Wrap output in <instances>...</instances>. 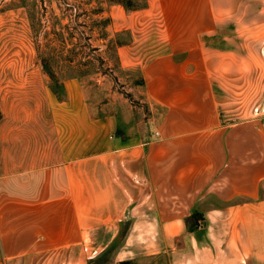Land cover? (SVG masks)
<instances>
[{"label": "crops", "instance_id": "0c3cea01", "mask_svg": "<svg viewBox=\"0 0 264 264\" xmlns=\"http://www.w3.org/2000/svg\"><path fill=\"white\" fill-rule=\"evenodd\" d=\"M170 51L143 66L148 117L65 82L51 149L0 177V264H264V128L225 125L201 61Z\"/></svg>", "mask_w": 264, "mask_h": 264}, {"label": "rangeland", "instance_id": "374dc122", "mask_svg": "<svg viewBox=\"0 0 264 264\" xmlns=\"http://www.w3.org/2000/svg\"><path fill=\"white\" fill-rule=\"evenodd\" d=\"M147 7L0 0V177L17 171L20 157L51 149L54 113L72 109L60 104L65 82L76 80L94 114L109 101V110L150 116L143 66L175 47L201 61L198 75L210 82L225 125L264 128V0H149ZM259 188L264 199V181ZM67 255L44 264H69Z\"/></svg>", "mask_w": 264, "mask_h": 264}, {"label": "trees", "instance_id": "16d2710c", "mask_svg": "<svg viewBox=\"0 0 264 264\" xmlns=\"http://www.w3.org/2000/svg\"><path fill=\"white\" fill-rule=\"evenodd\" d=\"M111 5H121L127 12H134L145 9L148 6V0H107ZM125 44H120L123 46ZM56 93V90L53 89Z\"/></svg>", "mask_w": 264, "mask_h": 264}]
</instances>
